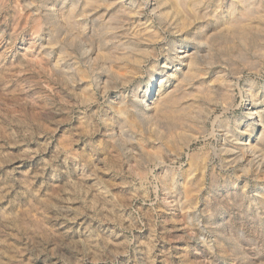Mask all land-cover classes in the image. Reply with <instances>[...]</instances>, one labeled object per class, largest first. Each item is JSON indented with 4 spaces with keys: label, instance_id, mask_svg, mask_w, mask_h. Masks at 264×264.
<instances>
[{
    "label": "rangeland",
    "instance_id": "rangeland-1",
    "mask_svg": "<svg viewBox=\"0 0 264 264\" xmlns=\"http://www.w3.org/2000/svg\"><path fill=\"white\" fill-rule=\"evenodd\" d=\"M0 264H264V0H0Z\"/></svg>",
    "mask_w": 264,
    "mask_h": 264
},
{
    "label": "bare ground",
    "instance_id": "bare-ground-1",
    "mask_svg": "<svg viewBox=\"0 0 264 264\" xmlns=\"http://www.w3.org/2000/svg\"><path fill=\"white\" fill-rule=\"evenodd\" d=\"M94 1V0H93ZM96 17V16H95ZM76 21V20H75ZM54 42H56V40L54 41ZM64 45V44H63ZM87 46V45H86ZM65 48V47H64ZM60 49V51H62V54H63V51H64V49H62V48H59ZM67 52V51H66ZM85 52L86 53H88V56L90 55L89 54V52H90V48L88 47H85ZM65 53V52H64ZM60 55H61V53H60ZM64 55V54H63ZM62 55V56H63ZM68 55V54H67ZM58 56V55H57ZM66 56V55H65ZM60 58V57H59ZM59 58H56V61H55V67H56V69H59L60 68V64L62 63L61 62V59H59ZM62 59H64V56H63V58ZM93 60V59H92ZM63 61V60H62ZM69 61V60H68ZM86 61V60H85ZM197 64H196V60H195V70L197 69ZM84 73V72H83ZM104 77V76H103ZM83 81V80H82ZM155 82V79H153L152 80V82L150 83V84H153ZM150 89H151V87H150ZM169 94V93H168ZM167 94V95H168ZM165 97H166V99H165V105H169V103H171L174 99H173V97L172 96H170V94L168 95V96H166V95H164ZM164 97V98H165ZM163 98V99H164ZM139 100V104L140 105H142V107L144 108V109H146V110H148V109H152L151 107H150V104H153V103H155V100L153 99L152 101H150V102H148V100H146V97H145V95H143V97L142 98H140V99H138ZM157 100H158V98H157ZM162 100V99H161ZM124 103H122V105H123ZM124 106H126V105H124ZM163 106H164V103H163ZM167 106H166V109H167ZM178 107V106H177ZM119 108V107H118ZM118 108H117V110H118ZM169 108V107H168ZM254 109V108H253ZM163 111V110H162ZM148 112V111H147ZM202 112V111H201ZM117 113H119L121 116H126V114L128 113V108L127 107H125V108H120L119 110H118V112ZM149 113V112H148ZM147 113V114H148ZM252 114H254V113H259L258 111H255V110H252V112H251ZM162 114V115H161ZM163 112L162 113H160V115L161 116H163ZM257 115V114H256ZM148 117H152V115H150V113L148 114ZM129 118V117H128ZM128 118L126 117V119L128 120ZM257 118V117H256ZM125 119V118H124ZM228 123V122H227ZM200 124V123H199ZM138 125V124H137ZM226 128V127H225ZM227 129H229V128H227ZM152 130V129H151ZM151 133V132H150ZM159 144H160V142H158ZM160 146V145H159ZM222 146H224V145H222ZM229 146V143L228 144H226V148ZM231 146V145H230ZM162 147V146H161ZM142 148H144V147H142ZM158 148H160V147H158ZM231 148H234V147H231ZM238 148H243L244 150H246V149H249V146L248 145H246V144H241V145H239V147H237V149ZM145 149V148H144ZM230 148H228V150H229ZM235 149V148H234ZM164 150V149H163ZM224 150H227V149H224ZM227 150V151H228ZM230 151V154H232L231 153V151L232 150H229ZM228 151V152H229ZM236 152V151H235ZM238 152V151H237ZM144 155V154H143ZM208 157V156H207ZM155 158H157V157H155ZM260 160V159H259ZM229 161V160H228ZM242 162V161H241ZM249 164V163H248ZM200 166V165H199ZM203 173H205V172H203ZM173 184V183H172ZM190 191V190H189ZM191 194V193H190Z\"/></svg>",
    "mask_w": 264,
    "mask_h": 264
}]
</instances>
